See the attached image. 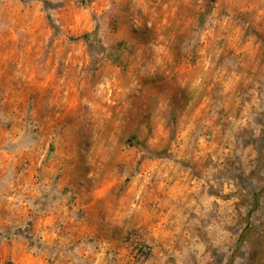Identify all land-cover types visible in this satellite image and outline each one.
<instances>
[{"label": "rangeland", "instance_id": "rangeland-1", "mask_svg": "<svg viewBox=\"0 0 264 264\" xmlns=\"http://www.w3.org/2000/svg\"><path fill=\"white\" fill-rule=\"evenodd\" d=\"M190 249L264 264V0H0V264Z\"/></svg>", "mask_w": 264, "mask_h": 264}, {"label": "crops", "instance_id": "crops-1", "mask_svg": "<svg viewBox=\"0 0 264 264\" xmlns=\"http://www.w3.org/2000/svg\"><path fill=\"white\" fill-rule=\"evenodd\" d=\"M165 173V172H164ZM138 178H135V183L137 182ZM133 181V182H134ZM158 187V189L162 191L163 195L167 192L166 188L169 186V184L167 183V181L165 180V177L163 179V181H159L158 184L156 185ZM169 188V187H168ZM163 202H160L159 204L161 206H163L164 204H162ZM205 204V206H202L201 208L198 207V204L195 203H189L187 207H185L184 205H182L181 203H176L173 206L175 207L174 209L177 210V213L175 214L176 216H173V218L171 220L167 219V215L166 213L163 211V209L161 208L160 210L163 212L161 213L162 215H160V218H158L156 222H150V223H140L142 224L143 228L145 227L147 230L151 231L150 233H152L155 237L159 236V241L163 244L164 239L166 236L168 235H173V237H175V242L177 243L178 246H180V237L182 236H192L193 238H198V240L202 241L201 237H205L207 239H215L217 241L220 240L221 237L226 236V234L228 233L223 227L224 221H220L219 218V207H216V217L211 219V221L209 223L206 224V229L203 230L202 229V233H199V231L195 228V220H196V216L193 215L191 218H189L190 213H196L197 211L201 210V209H205L208 210L209 208L213 209V205L211 204ZM183 211V212H182ZM184 211H186L187 214H184ZM185 215H187V217H185ZM188 219V222L186 221ZM169 221L171 222V224H169ZM185 224H188L190 230H182V227L185 226ZM134 226V223H131V225H129L128 223H122L121 227L123 228V230L128 229L130 227ZM204 226V224H203ZM204 228V227H203ZM185 229V228H184ZM201 234V235H199ZM193 238H191V240H194ZM200 243V242H198ZM198 244L196 242H194L193 247ZM200 245V244H199ZM162 254H164L163 256H161V258H163V262L159 263V264H167L166 259L168 258V253L166 254V252H160ZM174 253L176 254V257H174V261L173 263L170 262L168 264H207V261L209 260V255L202 251V250H192L190 249L189 253L187 251V253H183L180 254L179 250L174 251ZM122 254V261L128 260L127 257H125V253H121ZM186 254V255H185ZM196 258H200L201 260L199 262L196 263V261L194 259ZM190 259H192L193 261H190Z\"/></svg>", "mask_w": 264, "mask_h": 264}]
</instances>
